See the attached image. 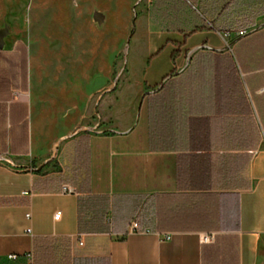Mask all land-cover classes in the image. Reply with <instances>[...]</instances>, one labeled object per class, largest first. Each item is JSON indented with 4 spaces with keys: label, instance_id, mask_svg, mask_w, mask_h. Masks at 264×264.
Wrapping results in <instances>:
<instances>
[{
    "label": "crops",
    "instance_id": "crops-1",
    "mask_svg": "<svg viewBox=\"0 0 264 264\" xmlns=\"http://www.w3.org/2000/svg\"><path fill=\"white\" fill-rule=\"evenodd\" d=\"M94 2L104 36L137 37L142 64L128 61L120 77L126 92L138 86L133 101L118 90L117 107L105 94L100 112H81L89 93L79 85L112 75L110 40L76 56L61 106L34 98L25 40L0 46V264H26L29 253L34 264H260L264 0ZM200 51L235 58L237 91L233 74L221 110L203 92L163 126L148 94Z\"/></svg>",
    "mask_w": 264,
    "mask_h": 264
},
{
    "label": "rangeland",
    "instance_id": "rangeland-1",
    "mask_svg": "<svg viewBox=\"0 0 264 264\" xmlns=\"http://www.w3.org/2000/svg\"><path fill=\"white\" fill-rule=\"evenodd\" d=\"M96 5L94 0H0V46L17 39L28 44L37 67L32 93L38 103H64L72 95L73 86L66 82V74L76 56L84 54L87 44L96 43L99 47L104 40L111 41L106 44L113 50L109 60L112 75L97 76L89 84L79 85L82 93H89L81 99V112H100L101 95L107 94L105 100L112 101L118 90L126 92V87H122L124 77L120 79L122 68L128 61L136 66L142 64L140 59L132 58L137 37L130 34L120 41L104 36L105 17ZM126 49L131 51L130 58ZM101 54L98 51V57ZM137 87L132 85L126 92L132 101ZM115 99L111 107H117ZM143 99L146 101V97ZM132 101L128 106H132ZM258 259L264 264V245Z\"/></svg>",
    "mask_w": 264,
    "mask_h": 264
},
{
    "label": "trees",
    "instance_id": "trees-1",
    "mask_svg": "<svg viewBox=\"0 0 264 264\" xmlns=\"http://www.w3.org/2000/svg\"><path fill=\"white\" fill-rule=\"evenodd\" d=\"M175 58V53H174ZM239 61V59H238ZM229 62L230 74L225 65ZM221 66H225L224 68ZM238 65L232 56L226 53L211 51L197 52L192 58L190 66L180 74H171L161 87L152 94H148L149 111L156 112V117L164 119L163 126H167L169 112H192L193 102H197L203 92L208 93V102L212 103V111L221 110L220 100L224 97L225 104L231 99L233 87L237 91ZM224 73V74H223ZM230 79H226V78ZM239 92L243 93V83H239ZM158 119V120H159ZM159 120V122H161Z\"/></svg>",
    "mask_w": 264,
    "mask_h": 264
},
{
    "label": "built area",
    "instance_id": "built-area-1",
    "mask_svg": "<svg viewBox=\"0 0 264 264\" xmlns=\"http://www.w3.org/2000/svg\"><path fill=\"white\" fill-rule=\"evenodd\" d=\"M67 191H73V189L71 188H65ZM59 216V214H56V217ZM139 229V223L138 221H133L132 224H131V230L135 231V230H138ZM30 231V229L28 230ZM211 235H207L204 237V240L205 241H210L211 239ZM166 238H169V235H166ZM80 244H83V242H80ZM27 257V263L26 264H34V259H33V254L32 253H29L26 255ZM19 258V255L18 254H11L9 255V259L11 260H17Z\"/></svg>",
    "mask_w": 264,
    "mask_h": 264
}]
</instances>
